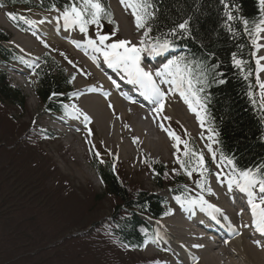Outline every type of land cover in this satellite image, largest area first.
<instances>
[{
  "label": "trees",
  "instance_id": "16d2710c",
  "mask_svg": "<svg viewBox=\"0 0 264 264\" xmlns=\"http://www.w3.org/2000/svg\"><path fill=\"white\" fill-rule=\"evenodd\" d=\"M0 3L23 9L49 10L60 7L65 10L70 0H0ZM151 3L155 17L148 21L152 29L150 35L163 37L177 23L189 20L190 34L174 39V42L186 47L182 57L219 65L218 71L223 73V79L227 81L224 84L211 83L204 92L209 122L219 136L221 152L233 156L239 166L256 167L264 164V111L259 108L256 96L255 106L248 96L249 84L253 92L252 77L244 80L232 66L233 52L242 53L246 60H250L249 38L243 34L242 24H234L237 30L235 36L223 26L224 14L219 0H151ZM234 4L233 15L247 19L250 23L261 19L256 0H234ZM103 21L112 24L108 18ZM5 39L0 33V41ZM238 45L241 47L238 48ZM15 57L11 49L0 46V59L10 61ZM35 73V95L43 104L50 100L52 93H60L68 87L63 72L48 57L44 58ZM3 102L14 105L20 111L25 110L23 96L7 85L0 71V104ZM9 119L12 123V117ZM20 135L19 138L13 137L9 143L0 142V152H3L0 157L2 161L4 159L2 163L0 159V218L17 210L56 213V209L68 197V193L64 195L62 181L49 178L58 172L57 167L45 160L48 159L47 153L27 127ZM191 147L194 148L193 145ZM95 166L104 182L105 192L120 203L139 210L148 208L151 214L159 210L153 196L144 192L134 195L128 193L117 183L107 165ZM155 168L158 169L157 166ZM155 182L158 185L161 183L158 178ZM32 224L38 225L36 221ZM128 225L123 235L126 239L134 240L137 234L134 228L128 229ZM98 229L103 231L104 227L99 226Z\"/></svg>",
  "mask_w": 264,
  "mask_h": 264
},
{
  "label": "rangeland",
  "instance_id": "374dc122",
  "mask_svg": "<svg viewBox=\"0 0 264 264\" xmlns=\"http://www.w3.org/2000/svg\"><path fill=\"white\" fill-rule=\"evenodd\" d=\"M115 1L116 0H111L113 6L116 4ZM115 12L117 13H114V15L116 14L115 17L120 20L117 22V25L119 27V31L121 29V35L123 34V36L132 37V35L134 34L131 30L132 23L130 21V17L128 14H125L126 10L123 9V6L120 3L118 7H115ZM2 15V12H0V19L3 23H5ZM35 16H37L36 13L30 14V17L32 18H35ZM43 19L45 21V26L49 27L48 30L54 29L49 25L60 24V26H65L66 28L69 27L67 35L80 37V35L76 34L74 26L67 27L65 25L62 15H60L58 11L51 13L48 17H45ZM7 25L9 26L8 23ZM0 29L3 31H10V33L12 34L10 44L16 46L21 51L29 53L32 48L35 49L36 47L39 50L38 54H43V51L46 50L39 46V44L34 41V39H31V37H29L31 39L30 40L28 36L23 37L19 35L18 32L10 26L4 27V25L0 23ZM61 31L62 33H65V31H63L62 29ZM67 43H58V46H55L52 43L47 42L48 47L52 49L50 50L52 52L51 56L56 59L60 68H63L66 72L69 71V68L64 64L63 59L68 58L71 59V61H75L72 55V52L75 51L69 45L66 46ZM78 50L81 51L79 47ZM263 52L264 50H261V54H263ZM35 55L36 54H32L30 56L35 59ZM86 63L87 64L85 67H88L89 64L87 61ZM11 68L23 71V73L27 75L25 76V78L29 76L30 72L25 65H12ZM5 70L8 73V77H10V84L15 85L14 87L18 88L25 97V111H19L15 108V106L7 102H3L0 104V142L9 143L13 137L18 136L19 138V136H21L20 133L26 128L27 124L29 123L28 121H30L31 118L40 128H46L49 130L53 129L45 121V116L43 115L44 113H42L40 109V101L37 99V97H35L33 90L29 87L30 85L28 86L27 84L19 81V79H15V77L18 76L13 71H11L9 67H6ZM88 71L89 73L85 75L89 81L84 85H92L95 82H99L96 80V77L93 76L89 68ZM102 74L104 73L102 72ZM13 79H15L14 82ZM78 90H81L84 96L85 94L95 95L91 90L86 89L84 91V89H79V86ZM113 97L119 99L115 94L113 95ZM105 101V105L108 104L109 106L107 108L108 111L106 110L108 112V116H111V118H115L118 122L113 123L110 118V123L113 125V130H111L112 126L108 122L109 128L107 125L104 130L100 131L97 129V124L94 123V121H89L88 123H93V127L91 128L95 132L93 146H102L106 150L116 155L118 164H121L120 174L123 177L124 182L129 185V190L143 188L152 192L156 191V193L160 194V191H158L157 188L153 186L151 178L147 174V171L139 165L137 156L135 155V151L131 149L126 138L123 139V147L121 150L120 141L122 140V138L120 137L132 134L144 137V148L146 150H149L150 156L152 157L151 153H154L156 155V158L153 157L154 160L161 161L167 165L171 161L170 148L167 144L165 145V150L159 151L157 154L152 148H147V142L161 137L159 135V129L156 127L157 133L154 132L153 129L147 125V122L150 121L151 126L155 127V122L156 120H158V117L165 114H169L171 117H173V115L170 111H168V109L164 112H161V110H163L161 109V114L158 116H154L155 114L153 115V117L148 115L153 111L152 108L154 105L151 107H146L145 110L138 109V111L143 112V122H145V126L147 127L144 128L142 135H140L135 132L134 125L132 124L129 117L132 109H128V114L125 116V118H123L122 113L115 112V109L112 105L113 102L111 100L105 99ZM124 104L130 106V104L126 101H124ZM167 105H169L171 109L175 110L176 105L179 104H172L168 100ZM158 108L154 109L155 113L158 111ZM178 108L182 113H186L188 115V111L185 110L182 105H179ZM81 113L82 112L80 109V112H77V115L80 118ZM144 113L148 114H145L144 116ZM112 115L114 117H112ZM9 117H12L13 124L11 123ZM173 119L180 123V121H178L174 117ZM85 121L87 122V120ZM126 122L128 126L125 130L124 124ZM187 123L194 129V126L190 122L187 121ZM67 127L70 128L72 126L68 125ZM192 134L194 133L192 132ZM88 135L90 136V134ZM41 147L51 155V158L45 160L51 163V160H53L55 162V165L57 164L56 166H58L60 169V171L57 169L58 172L50 175L49 178L55 179L57 182H64L65 180H67L70 183V186H67L65 188L66 191H68V197L64 200L63 203L60 204L59 208L56 209V213H43L42 211H34V209H31L30 212L17 210L12 214H8L3 217L1 216L0 264H99L100 262H97V260H95L96 258L93 259L91 256H89L87 260L82 259L79 255L80 250L75 249L72 243L65 242L66 239L61 241L57 247L46 248V246L57 237L64 236L65 234H67L68 236L78 231L88 229L99 219L108 216L112 211V207L115 205V200H113L112 197H109L101 188V185L98 183L93 169L88 164V153L85 150L82 142L76 136L70 135V133L68 132L64 136L57 137L53 142L42 143ZM2 153L3 152H0V155ZM3 161L1 159V163ZM88 184H90L91 186ZM216 192L217 193L213 198V202L216 203V198L217 203H221V200H226L225 192L223 189L218 188ZM0 210H2V208H0ZM11 210L12 209L10 208L9 211ZM182 216H185L184 219L187 221V231L189 230V234L191 235L192 233L189 227L190 222H188L189 219L187 218V215ZM175 218H173L172 221L169 222V224H174L176 221ZM34 221H36L38 225H33L32 223ZM54 222L57 223L58 226L56 228H51L50 225H52ZM171 229L172 228L170 227L169 230ZM166 230L167 229H165V231ZM248 240L247 242H249ZM191 242L192 240L190 236L189 240H187L188 246L185 249L194 251V248L189 245ZM254 248L258 252H262L264 250V247L259 249L257 245H255ZM230 253L232 254L234 252ZM144 256H147L146 251L142 252V254L129 255L127 256V258H125V263L137 264V262ZM232 257L233 262H236L237 264H247L240 257L236 256L235 253ZM160 258L162 259V257ZM236 258L241 262H237V260H235ZM221 262L223 264H229L230 260L224 256H221Z\"/></svg>",
  "mask_w": 264,
  "mask_h": 264
},
{
  "label": "snow or ice",
  "instance_id": "6c2138e0",
  "mask_svg": "<svg viewBox=\"0 0 264 264\" xmlns=\"http://www.w3.org/2000/svg\"><path fill=\"white\" fill-rule=\"evenodd\" d=\"M120 3L125 8L131 9L132 15L135 18L137 29H145L143 36L138 43H133L128 39L112 40L119 27L111 34H101L99 31L96 34V39H89L88 45L95 51L101 53L104 62L110 68L121 69L126 73L129 81L139 83L144 86L151 94L156 96L160 101V109H163V98L166 95L164 91L158 87L155 77H161L162 83H167L172 86L174 91H178L184 103L188 108L196 113L200 120L201 127L205 126V117L207 116V107L205 104V96L201 94L211 83L224 84L227 81L223 79V73L218 71L219 65H209L202 60L188 59L186 57H176L168 60L163 67L153 74L141 66L142 59L145 54L159 55L168 51L174 45V39L190 34L189 20L185 19L177 23L163 37H153L150 35L152 29L148 26V21L155 17V11L151 0H120ZM223 11V26L236 35L237 30L234 24L240 23L243 26V34L246 35L251 43L250 60H246L242 53H232V66L236 68L242 75L244 80H249L255 76V84L260 90L259 108L264 111V80L261 79V73H264V55H259L261 50H264V17L258 22L233 15L235 11L234 0H219ZM261 8L264 9V0H260ZM10 18L15 20L17 17L9 14ZM62 18L66 26H78L79 30L87 33L90 25L101 27V20L108 18L109 23H114L111 19V12L106 8L103 0H70V3L65 8ZM31 23V21H26ZM111 42H108L110 41ZM238 48L241 46L238 45ZM254 62V68L252 66ZM72 63V61H69ZM74 80L75 77L73 76ZM249 84L248 96L252 103L257 105V100L254 98V93ZM93 91L95 89H92ZM53 96L58 93H53ZM75 110V109H74ZM204 113V116L201 113ZM81 115H84L81 113ZM85 120H89L87 115H84ZM166 119H169L166 117ZM208 139L215 143L214 130L208 128ZM176 141L174 147L180 151L179 145L182 143L181 138L174 133H169ZM184 143L183 154L188 157L187 160H182L177 157V162L186 170L190 177L194 171H207L205 160L202 152H197L187 142ZM209 152L212 153L213 159L216 160V153L213 151L211 144L208 145ZM99 155V153H96ZM227 162L232 167V173L228 177V186L231 189L235 186L240 192L246 193L248 204L251 207L253 223L255 228L261 235H264V164L252 168L238 169L234 158H229L221 154L219 168L224 162ZM103 162V161H101ZM191 165V170H189ZM115 165H113V168ZM202 174V173H201ZM220 176V173L217 174ZM202 187V184H198ZM179 202V197L176 198ZM190 204L207 205L213 211H220L214 205L208 204L203 197L188 201ZM259 245L260 242L256 241ZM201 247V245H196Z\"/></svg>",
  "mask_w": 264,
  "mask_h": 264
},
{
  "label": "bare ground",
  "instance_id": "6f19581e",
  "mask_svg": "<svg viewBox=\"0 0 264 264\" xmlns=\"http://www.w3.org/2000/svg\"><path fill=\"white\" fill-rule=\"evenodd\" d=\"M0 23H2V25H4V27H9L10 26V25L9 26L7 25L6 21H5V23H3L1 19H0ZM262 42H264V41H262ZM82 53H84V52H82ZM262 55H264V52H263ZM89 69L92 72L93 76L96 77V80L101 82V83L95 82L92 85L91 84L84 85L82 83L79 84V89H84V91L86 89L91 90V91H93L92 89H95L93 91L95 95H92V94L91 95L90 94L87 95V94H85V96L82 95V97L80 99L81 112L85 113L89 117V120H87V122L94 121V123L97 124V129L100 130V131L104 130L105 127H107V125H108V128H109V124H111L110 123L111 116H108V112L105 109L106 101H103V99H101L95 93L96 91H98L97 90L98 87L104 86V87H107V88H106V91H103L104 94L102 96L104 97L106 95V97L113 102L112 105H113V108L115 109V112L122 113V117L125 118V116L128 114V109H132L131 113L129 115L130 120H131L132 124L134 125L135 132L140 134V135H142V132H143L144 128H147V127L145 126V122H143V120H144L143 117H142L143 116V112L138 111V109H140V108L137 105V103H135L134 101H131L129 99V96H126L124 101H126V102H128L130 104V106H127V105L124 104V101H122L120 99H117L116 97H113L115 92L111 91V89L108 88L109 85H108V83H107V81L105 79V71H103L94 62L89 64ZM102 72L104 74H102ZM263 76H264V73H263ZM99 91H101V90H99ZM113 92H114V94H113ZM134 96L137 97V96H139V94L135 93ZM167 101L168 100L164 98V100H163V103H164L163 110L160 109V101L159 100H156L154 103L150 104V106L146 105V107H151L153 105L154 106L157 105L159 108L158 107L154 108V109L158 108V111L156 113H155V110H153L149 114L148 113H144V116H145V114L146 115L148 114V115H150L152 117H153L154 114H155L154 116H158V115L161 114V112H164L165 110L168 109V111L171 112L173 117L175 119H177L178 121H180V123L191 134H192V132L194 134L197 133L196 130L193 129V127L190 126L187 123V121H188L192 125H194L193 122H192L193 119H192L191 115L189 113H188V115L186 113H182L180 111V109L178 108L179 105H176L175 110L171 109L169 107V105H167ZM169 108H170V110H169ZM147 109H149V108H147ZM160 110H161V112H160ZM112 111H113V109H112ZM84 115H81V118L84 119ZM167 115H169V114H167ZM112 117H114V116L112 115ZM190 118H191V120H190ZM108 122H109V124H108ZM68 125L69 124H67V126ZM147 143H148L147 148H152L155 151L156 154L159 151L165 150L166 142L161 137H159L158 139L150 140ZM147 151H149V150H147ZM152 156L155 157L156 155L153 153ZM218 188L219 187L216 188V191H217ZM225 196H226V194H225ZM220 202L221 203H219V202L217 203V198H216V203L213 202V204H214V206L216 208L221 209V210L225 211L226 213H228L230 215V220H231L232 226L237 227L240 230L241 236L237 237V238L230 237L226 241H224L222 238H220V240L218 241V247H217L218 251H217L216 247H210L209 246L208 238H202L201 239V241H200L202 243L201 247H196V245L192 241L189 245H191L194 248V252L198 255V261H196L197 264H223L221 262V256H224L227 259H229L230 260L229 264H237L236 262H233V257H232L233 254L230 253V252H233V251H235L234 253L236 254V256L240 257L247 264H264V250L262 252H258L254 248L255 245H257L258 248L261 249L262 247H264V244L263 245H258L255 241H253V240H251V239H249L247 237V229L252 224L251 220H248V219L245 220L244 219V215L241 212L236 211L234 209V207H233V209H234V211L236 213L235 214L233 212V210L231 209V207H230V200L227 198V196H226V200H221ZM248 213L251 214L250 217H252V220H253L251 209L249 210ZM175 217L174 218L176 219V221H175L174 224H168L167 225L164 222H160V223L156 224L154 228L158 229V231L161 232V233H162V231H165V229H167L165 232L168 233L170 237L178 239L181 250H184L188 246L187 245L188 244L187 240H189V237H190V235L188 233L189 230L187 231V226H186L187 225V221L184 219L185 216L183 217L182 215H177ZM187 218L189 219L188 222H190V224L192 222H194V218L191 217V215H187ZM169 226L172 228L171 230H169V228H170ZM190 231L192 233L191 236L192 235H195V236L197 235V233H195L191 229H190ZM160 236H163V235H160ZM246 239L247 240L249 239L248 240L249 242H247ZM165 241L167 243H169V244H173L172 239L165 240ZM185 250H187V249H185Z\"/></svg>",
  "mask_w": 264,
  "mask_h": 264
}]
</instances>
